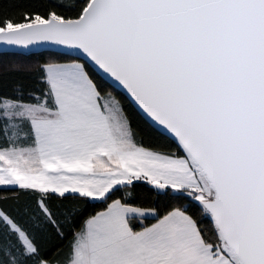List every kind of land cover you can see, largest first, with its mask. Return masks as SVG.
<instances>
[{"label":"snow or ice","instance_id":"snow-or-ice-1","mask_svg":"<svg viewBox=\"0 0 264 264\" xmlns=\"http://www.w3.org/2000/svg\"><path fill=\"white\" fill-rule=\"evenodd\" d=\"M0 42L77 52L40 66L28 100L0 95V186L38 194L27 227L0 209V264H264V0H83L74 18L5 20ZM116 88L176 151L136 143ZM139 181L176 204L161 215L112 198ZM52 196L107 204L63 261L35 234L62 240L86 208L56 214Z\"/></svg>","mask_w":264,"mask_h":264},{"label":"trees","instance_id":"trees-1","mask_svg":"<svg viewBox=\"0 0 264 264\" xmlns=\"http://www.w3.org/2000/svg\"><path fill=\"white\" fill-rule=\"evenodd\" d=\"M82 3L83 0H0V26H3L5 20H11L13 23L24 22L25 13L30 15L40 14L47 18L48 12L55 11L65 18H74ZM76 58L75 56L52 50L36 53L0 52V95L15 96L22 91L24 99L28 100L29 93L38 94L44 88L41 83L42 73L40 72V66L49 62H70ZM80 60L85 62L82 59ZM85 63L87 64V62ZM88 67L92 69L93 78L100 85L102 94L112 91L107 86L108 82L101 80L89 64ZM113 94L122 103L130 121L136 143L165 153L177 150L174 140L151 125L121 91L115 89ZM150 188L151 186L143 181L135 182L134 187H121L120 196H113L112 198H121L125 193L131 192L130 200L135 205L144 208H156L161 215L176 204L175 201H165L157 198L155 190H150ZM37 196L36 192L22 190L16 186H0V209L27 227L25 222L31 213L36 210ZM110 202L111 200L107 201V203ZM47 203L56 214L73 206H77L79 209L86 208L83 215L76 220L75 227L72 226L71 221H62L64 224V238L62 240L50 231L37 232L35 234L36 243L40 247L41 252H46L50 260L58 258L63 261L73 238L72 233L78 230L88 216L104 210L107 204L103 201H85L72 196L67 199H59L56 196H52ZM198 211L197 209L193 214L197 215L202 227L210 229L209 218L199 216ZM154 221L152 217H148L143 223L149 225ZM135 223L139 226L141 221L137 220Z\"/></svg>","mask_w":264,"mask_h":264},{"label":"water","instance_id":"water-1","mask_svg":"<svg viewBox=\"0 0 264 264\" xmlns=\"http://www.w3.org/2000/svg\"><path fill=\"white\" fill-rule=\"evenodd\" d=\"M44 50H52V51H58V52H62V53H66L72 56L77 57V52L76 50H72V49H68L64 46H60V45H55L52 44L50 42H38L36 44L30 45L27 48L23 47V46H17V45H9L5 42H0V52H22V53H36V52H40V51H44ZM80 59L84 60L85 62H87V64H89V66H91L94 69V66H92L90 64V62H88L86 60V58H84L82 56V54L79 56ZM95 70V69H94ZM96 72V71H95ZM98 74V73H97ZM99 75V74H98ZM107 81V80H105ZM108 82V81H107ZM109 83V82H108ZM117 90L121 91L128 99L129 101L133 104V106L139 111V113L151 124L153 125L155 128H157L158 130H160L161 132H163L162 129H159L157 126H155L150 120H148V118L139 110V108L131 101V99L127 96L126 93L123 92V90L116 88ZM164 133V132H163ZM166 134V133H164ZM168 135V134H166ZM169 136V135H168ZM170 137V136H169Z\"/></svg>","mask_w":264,"mask_h":264},{"label":"crops","instance_id":"crops-1","mask_svg":"<svg viewBox=\"0 0 264 264\" xmlns=\"http://www.w3.org/2000/svg\"><path fill=\"white\" fill-rule=\"evenodd\" d=\"M71 62V61H70ZM60 63H66V62H60ZM14 187V186H13ZM103 211V210H102ZM155 222V221H154ZM154 222H152V223H154ZM150 225V224H149Z\"/></svg>","mask_w":264,"mask_h":264}]
</instances>
